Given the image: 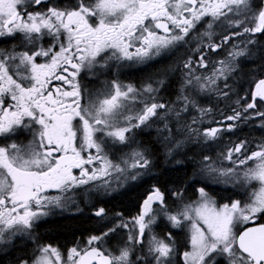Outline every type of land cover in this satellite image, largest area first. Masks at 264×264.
Returning a JSON list of instances; mask_svg holds the SVG:
<instances>
[{"label": "snow or ice", "instance_id": "6c2138e0", "mask_svg": "<svg viewBox=\"0 0 264 264\" xmlns=\"http://www.w3.org/2000/svg\"><path fill=\"white\" fill-rule=\"evenodd\" d=\"M41 4L45 5L44 11H28ZM217 29L241 30L223 35L217 43L213 39ZM256 33H264V6L254 9L252 0H76L74 6L49 5L48 0H0V37L19 34L27 49L0 50V243L29 233L34 223L47 215L44 209L48 204L60 205L59 197L44 195L48 189L68 192L113 172L124 175L128 168L146 169L151 163L143 151H133L128 159L114 163L107 149L127 145L133 129L151 127L153 118L165 119L170 108L156 102L158 88L148 84L138 90L113 80L82 104L76 80L81 70L106 66L110 60L145 62L178 45L195 42V51L200 55L195 62L191 57L183 62L187 71L178 97L183 107L175 112L179 119L180 112L187 111L190 104L196 106L184 94L185 89L197 93L218 90L221 81L225 89L229 88L228 80L239 68L237 61L249 55L248 45L256 41L248 39L243 48L233 45L224 59L213 62L210 74L196 75L194 65L207 68L209 51L215 53L236 36ZM47 38L45 47L42 42ZM53 80L63 81L71 90L49 89ZM253 80L251 92L236 101L239 105L243 100V106L234 108L226 120L264 118V110H258V106L264 107V78ZM163 83L157 81L159 86ZM221 95L227 96L228 92L221 91ZM199 111L203 116L210 109ZM233 127L229 124L224 129L206 128L201 132L187 125L186 132L190 139L203 137L207 142ZM162 131L167 133L166 139L171 138L167 122ZM19 133H27L30 139L19 140ZM182 143L177 140L175 146ZM243 149L245 142L241 141L227 151L224 159L234 165L230 168L216 167L211 157L204 156L201 172L216 182L231 181L241 186L258 182L259 188L247 202L236 199L217 206L200 188L195 205L185 204L172 214L164 194L156 188L133 217L135 231H129L116 251L93 246L115 231L110 228L102 236L89 237L87 247H71L66 257L58 248L43 245L31 262L21 260L20 264H173L172 233L158 236L150 227L158 215L174 228L188 222L190 250L182 254L184 264H264V223H257L264 218V145L233 160ZM97 161L96 167H85ZM249 161L250 166L237 170ZM74 169L79 170L78 175ZM137 175L133 173L130 178L136 179ZM108 185L109 181L103 180L97 187L108 190ZM174 195L180 197L182 192ZM153 204L158 207L153 209ZM104 213V208H99L95 215ZM238 225L251 226L238 229Z\"/></svg>", "mask_w": 264, "mask_h": 264}, {"label": "flooded vegetation", "instance_id": "af4514ba", "mask_svg": "<svg viewBox=\"0 0 264 264\" xmlns=\"http://www.w3.org/2000/svg\"><path fill=\"white\" fill-rule=\"evenodd\" d=\"M49 5L55 3L61 6H74L76 0H48ZM45 5L41 4L40 6H32L28 8V11H44ZM240 31V30H239ZM191 35V33H190ZM259 33H256L252 36L256 39ZM251 36L244 34L241 36H236L233 39L229 40L225 47L223 48L222 57L214 60L224 59L227 56V53L232 49L233 45H238L240 48L245 46L246 40L250 39ZM50 38L45 39L42 43L45 47L48 46ZM238 41H235L237 40ZM233 40V41H232ZM232 41V42H231ZM178 45L177 47H179ZM176 48V47H175ZM249 55L246 57H241L243 60V65L254 68V71L257 70L255 75L251 76L249 80L254 81L255 79L264 78V65H260L264 62V43L256 42L254 45H248ZM0 50L11 52L15 50L16 52L27 50L24 45L21 43L19 34L15 37L4 36L0 37ZM133 49H130L132 51ZM166 55V52L162 53L160 56L146 60L145 62H137L136 60H110L107 62L106 66L97 65L91 70L83 69L76 77V80L79 82L82 100L81 103L84 104L89 96H93L96 93L103 91L110 84L111 81L116 80L117 82L122 83L123 85H132L136 89H142L148 84H152L154 88L160 89L162 86L157 84V81L162 80L161 75L154 77L153 80H150V66L156 64L160 61L162 57ZM210 61L212 59H209ZM38 62H43L42 58H38ZM69 67V72L72 69ZM243 67V66H242ZM262 69V73L260 70ZM12 69H10V72ZM128 73V74H127ZM63 75H68V73H62ZM244 78V74H241ZM49 89H54L55 87H61L64 90H71L70 85H65L63 81L53 80L48 86ZM253 84L249 85L245 91L251 92ZM250 88V89H249ZM249 89V90H248ZM160 90L155 93L156 102L163 103L159 99ZM244 92L242 96H245ZM7 103V101H6ZM244 101L240 100V104L233 107V109H239L243 106ZM139 108L140 105L135 106ZM212 107V106H211ZM210 109V108H209ZM258 110H264V107L258 106ZM163 111V110H160ZM251 111V110H250ZM211 114L213 117L212 122L210 123H185V127L173 123L168 119L161 120L153 118L149 123L151 127H144L133 129L131 133V140L127 145H116L107 149L109 159L113 160L114 163H120L121 159H128L130 154L133 151H136L139 148L145 153L147 158L151 161L150 165L146 169H133L128 168L127 172L124 175L113 172L110 176L103 177L101 180L92 181L87 185L73 188L68 192H61L58 189H48L44 195L52 197L56 193H65V194H74V196L68 195L66 198L71 202L73 199H79V204L73 206L68 205L67 207L55 208L53 204H48L44 211L47 212V215L42 216L38 221L34 223L33 228L29 233L18 234L10 238L8 243H0V255L8 253V262L5 263V259H2L3 264H20L21 260H28L31 262V259L34 255L37 254V244L39 236L36 233L38 225L45 219L53 218V216L62 213H69L72 215L75 214H84L85 211L89 212L98 220L104 221L106 226L110 228H115L114 232H109L107 236H104L108 241H113L114 245L111 247L112 251H116L119 247V241H126L127 233L123 227H116L119 223H130L133 221V217H136L142 209L143 201L151 195L154 189L158 188L165 197V204L167 205L168 211L172 214H175L178 210H181L185 204H193L199 198L198 189L204 188L206 192L216 201L217 206L223 203H230L232 200H241V202H247V195H250L253 191L259 188L258 182L253 181L251 184L241 186L240 184H233L231 181L225 183L223 180L221 182H216L215 180L209 178L206 174L201 172L204 156L211 157V162L214 166L219 168H230L234 165L231 161L224 159L225 154L230 148L235 147L241 141L245 142V149L242 150V154L234 155L233 160L242 159L244 156L249 155L253 151L259 150L260 145H264V118L254 117L252 119L239 121H228L225 118L227 116L233 115V110L231 113H223L221 115L214 116V110L211 108ZM165 122L168 123V126L172 129L171 138L166 139L167 133L162 131L164 129ZM232 124L234 127L231 131H221L218 134V138L215 140L204 141L203 137H193L188 138L186 132V126L191 125L193 128L199 129L201 132L206 128H220L224 129L227 125ZM181 131H177V129ZM19 140L27 142L30 137L27 133H19ZM18 140V142H19ZM179 140L183 143L180 147L175 146V142ZM186 152L188 157L185 161L182 160V153ZM131 163V161H129ZM99 162H94L93 165H85L89 169L96 167ZM252 161L248 162V165H239L237 170H242L243 168L250 166ZM122 167L124 165H121ZM185 171V176L181 178V171ZM74 174H79L78 169H74ZM178 172V176H174L173 179H169L167 175L170 173ZM133 173H139L136 179H131ZM125 175L129 178L125 179ZM124 178L125 183L122 186H116V189L109 192L105 197L98 195V198L95 197V201L92 203H85L84 196H82L86 186H93L98 183H102L103 180L114 181L115 184L120 179ZM170 180V181H169ZM115 188V187H114ZM88 191H90L88 189ZM127 192L130 199L132 195L136 194V208L130 214V216L117 211L116 213H109L108 208L106 207L107 203L111 201V198H116L123 192ZM176 192H182L180 197L174 195ZM82 193V194H81ZM137 195L139 197L137 198ZM96 196V195H95ZM230 196H232L230 198ZM113 198V199H114ZM110 200V201H109ZM78 201V200H77ZM158 207L157 204H153V209ZM99 208H104L105 213L103 216H96L95 212ZM119 214V215H118ZM103 223V222H102ZM187 221L185 226L180 228H174L172 224L163 216L158 215L156 222L151 225L154 229V234L158 236H164L166 233L171 232L175 240V256L173 257V264H184L183 261V252L190 250L188 245L189 231L187 227ZM257 223H264V218L257 221ZM251 225H238L237 228L247 227ZM109 228V229H110ZM100 231L93 232L87 236V239L91 236H102L103 233L108 232ZM148 234V232H145ZM82 237L77 238L76 240L81 239ZM87 241V240H86ZM106 244L108 245V243ZM39 246L51 245V244H38ZM60 250L59 247L52 245ZM93 246L101 247V245L94 244ZM74 247V246H73ZM25 248V249H22ZM71 248V247H70ZM69 248V249H70ZM102 248V247H101ZM103 249V248H102ZM23 250V251H22ZM105 250V249H103ZM139 251V249H137ZM68 251L60 250L61 254H65ZM146 251V250H145ZM107 253V252H105ZM0 261V264H2Z\"/></svg>", "mask_w": 264, "mask_h": 264}, {"label": "trees", "instance_id": "16d2710c", "mask_svg": "<svg viewBox=\"0 0 264 264\" xmlns=\"http://www.w3.org/2000/svg\"><path fill=\"white\" fill-rule=\"evenodd\" d=\"M260 3V0L255 2V7L258 8V5ZM241 29H228L227 32H222L220 29H217V35L213 38L215 42L219 43L222 39L223 35L228 34L229 32L239 31ZM250 39H254L256 42L264 43V33H259L257 38L255 39L254 36H251ZM233 41V40H232ZM231 41V42H232ZM235 41H238L235 40ZM247 41V40H246ZM225 47V45L223 46ZM203 51V49H202ZM223 48H220L215 53L209 51L207 53L206 59H218L222 57ZM200 55L199 52L195 51V42L189 43L187 45L181 44L179 47L173 48V50L169 53H166L164 57L161 58L160 61L156 62V64L150 66V80H153L154 77H158L161 75V79L164 81L162 90H160L159 93V99L162 100L164 104H167V97H169L171 94H175L179 91V87L181 86V83L183 81L182 77H180V73L182 72L183 68V62L186 61L189 57L195 62ZM264 59V58H262ZM237 63L239 64V68L237 72L233 73L232 76L228 80L229 88L225 89L223 87V81L219 82V89L214 91L213 94H211L212 90L206 91L209 93V96L211 97H217V102L213 103L211 100L205 99L200 104L201 106H204L206 108H213L214 110V116L221 115L223 113H231L233 110V107L237 106V99L239 97H242L243 93L246 94L250 93L249 91H245L246 87H249V85L253 84L254 81L249 80L251 76L255 75L257 72L254 71V68L248 67L246 65H243V60L240 58ZM260 65H264V62ZM243 66V67H242ZM176 67V71L169 73V69H173ZM260 70V69H258ZM173 71V70H171ZM262 73V69L260 70ZM128 74V73H127ZM241 74H244V78L241 76ZM165 75L167 76L165 78ZM183 76V75H182ZM165 83L166 87H165ZM165 87V89H164ZM250 89V88H249ZM248 89V90H249ZM221 91L228 92L227 96L221 95ZM157 98V97H156ZM158 99V98H157ZM212 106V107H211ZM202 107V108H204ZM187 124L190 123L189 121L186 122ZM189 154L186 152L182 153V160L185 161V159L188 157ZM177 175H175L173 172L167 175L169 179H173L174 176H178V172H176ZM185 171H181V178L185 176ZM183 176V177H182ZM170 181V180H169ZM128 196V193L125 191L122 194H120L116 198H111L109 201V204L107 203L106 207L108 208V214L111 212H121L128 216L135 210L136 208V194L132 195V199H130ZM139 195H137V198ZM232 196H230L231 198ZM97 220L95 216L90 214L89 212L85 211L84 214H69V213H62L57 214L53 216V218L45 219L42 222L39 223L38 228L36 230L38 238V243L40 244H51L54 246H57L62 251H66L70 247L73 246H85L87 236L93 232H100V231H106L110 228V226H106L104 224V221L101 222V220ZM82 237L79 240H76L77 238ZM117 241V244L119 246H122L123 240L119 241L118 239H115ZM99 245V244H98ZM108 245L110 247H113L114 243L113 241H108ZM140 246H137V249H139ZM25 249V248H22ZM23 251V250H22ZM10 254L5 253L0 255V261L2 262V259H5V263L8 262V257ZM10 258V257H9ZM3 264V262H2Z\"/></svg>", "mask_w": 264, "mask_h": 264}, {"label": "rangeland", "instance_id": "374dc122", "mask_svg": "<svg viewBox=\"0 0 264 264\" xmlns=\"http://www.w3.org/2000/svg\"><path fill=\"white\" fill-rule=\"evenodd\" d=\"M256 1H258V0H252V5H253V8L254 9H257L256 7H255V2ZM262 6H264V0H260V3H259V5H258V8L259 7H262ZM199 27V26H198ZM202 30V29H201ZM173 49H171V50H169V51H166V53H169V52H171ZM207 61H208V67L207 68H201V67H199L198 65H194V67H195V74L196 75H200V76H203V75H207V74H210V72H211V69H212V67H213V62H215V61H217V60H209V59H206ZM171 70H173V71H171ZM169 71V73H171V75L173 74V72H175L176 71V67H174L173 69H169L168 70ZM187 70L186 69H183L182 70V72L180 73V77H182V79H184V74H185V72H186ZM183 75V76H182ZM167 76L165 75V78H166ZM166 84L167 83H165V87H166ZM165 87H164V89H165ZM163 88L161 87L160 89H158V92H159V90H162ZM179 89V91L175 94V96H174V94H171L169 97H167V104L166 105H169V108H170V111L168 112V114H167V116H166V119H168L169 121H171L172 122V124L173 123H177L178 125H182V127H185L184 125H185V123L187 122V121H189V122H192L194 119L198 122V123H203V122H205V123H210V122H212V120H213V117H211L212 116V114H211V109H210V111L209 112H207V114L206 115H201V112L199 111V109H209V108H206V107H204V106H201V102L202 101H204L205 99H207V100H211V102H213V103H216L217 102V97H212V95H211V97L209 96V93H207V92H199V93H197V92H194V91H192V90H190V89H185V92H184V94L185 95H188L189 97H190V99L191 100H194L195 101V107H193L191 104L188 106V109H187V111H181L180 112V117H179V119H177V117H176V115H175V112L177 111V110H179V109H181L182 107H183V101H181V100H179L178 99V97L181 95V91H180V89H181V86L178 88ZM216 90L217 89H213L212 90V92H211V94H213L214 93V91L216 92ZM158 92H157V94H158ZM202 107H204V108H202ZM136 151H142V149L141 148H139L138 150H137V148H136ZM109 181V185L107 186L108 187V190H105V188H103V187H97V185H100V184H102V183H98V184H95V185H93V186H86L85 188L86 189H84L85 190V192L83 191V194H82V196H84V198H85V200H83L85 203H92L93 201H95V197H97L98 198V195H101V196H103V197H105V196H107L108 194H109V192H111V191H113V190H115L116 189V186H122V185H124V183H125V180H124V178H122V179H120L119 181H117V183L115 184V182L114 181H111V180H108ZM115 187V188H114ZM88 189L90 190V191H88ZM252 194V193H251ZM251 194L250 195H247V197H248V199H247V201L249 200V198L251 197ZM68 195V198H70V196H74V194H65V193H56V194H54L52 197H59L60 198V205L58 206V205H55V204H53V206L55 207V208H62V207H67L69 204L70 205H72L73 204V206H75V205H77V204H79V199H73V201L71 202V200L69 201L67 198H66V196ZM96 195V196H95ZM199 199V198H198ZM197 199V200H198ZM78 200V201H77ZM194 205H195V203H194ZM147 219V218H146ZM121 223H124V222H121ZM121 223H119V224H121ZM128 224V223H127ZM129 227L128 228H123L125 231H126V233H127V236H128V233H129V231H135V229L133 228V221H131L129 224ZM138 227V226H137ZM151 227V226H150ZM151 229H152V227H151ZM148 232V230L146 229L145 230V232ZM152 231H153V233L155 232L154 231V229H152ZM147 235L148 234H146L145 233V236L147 237ZM127 239V238H126ZM106 242H107V240H106V238L105 237H103V241H99V242H96V244H99V245H101V247L103 248V249H107V250H109V251H112V249H111V247L109 246V245H107L106 244ZM125 241H123V243H124ZM108 243V242H107ZM123 243H122V246H123ZM39 244V243H38ZM37 244V247H38V249H39V245ZM38 249H37V254H38ZM36 254V255H37ZM66 254H67V252L65 253V254H62V256H64V257H66Z\"/></svg>", "mask_w": 264, "mask_h": 264}, {"label": "water", "instance_id": "95a60500", "mask_svg": "<svg viewBox=\"0 0 264 264\" xmlns=\"http://www.w3.org/2000/svg\"><path fill=\"white\" fill-rule=\"evenodd\" d=\"M95 247H97V246H95ZM99 248L103 251V249L101 247H99ZM105 254H107V253H105Z\"/></svg>", "mask_w": 264, "mask_h": 264}]
</instances>
